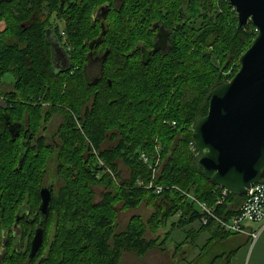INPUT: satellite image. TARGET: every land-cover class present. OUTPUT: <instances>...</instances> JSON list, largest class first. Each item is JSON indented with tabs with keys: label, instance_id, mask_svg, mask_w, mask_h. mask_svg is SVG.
<instances>
[{
	"label": "trees",
	"instance_id": "1",
	"mask_svg": "<svg viewBox=\"0 0 264 264\" xmlns=\"http://www.w3.org/2000/svg\"><path fill=\"white\" fill-rule=\"evenodd\" d=\"M59 5L60 0H0V79L10 75L14 89L5 93L0 83V250L5 241L6 255L4 233L10 236L17 211L26 206L33 214L45 187L51 191L46 239L32 264L39 258L37 264H118L127 251L153 250L159 240H146L147 228L156 233L168 224L171 232L189 228L186 240L204 232L211 233L209 240L235 236L212 222L201 226L186 195L223 218L246 199L228 194L215 206L220 190L198 170L191 145L211 88L237 72L223 76L239 68L256 35L253 25L237 28V18L228 17L234 9L228 0H74L61 11ZM104 6L105 17L94 21ZM54 14L64 22L63 31L50 23ZM155 24L169 31L170 49L143 65L141 49H152ZM48 33L69 57L65 72L54 67ZM89 54L101 58L94 84L84 72ZM22 122L37 137L34 146L14 133ZM49 123L56 127V148L39 135ZM156 149L160 163L153 176L139 156L155 159ZM154 187L162 191L156 194ZM142 204L150 210L146 222L132 217L118 231L117 206L134 210ZM9 261L17 264L15 257Z\"/></svg>",
	"mask_w": 264,
	"mask_h": 264
},
{
	"label": "water",
	"instance_id": "2",
	"mask_svg": "<svg viewBox=\"0 0 264 264\" xmlns=\"http://www.w3.org/2000/svg\"><path fill=\"white\" fill-rule=\"evenodd\" d=\"M122 3L123 0H116ZM237 14V28L251 23L256 35L250 47L239 58V71L229 81L213 86L209 92L206 116L192 127V145L198 155L196 166L213 186L230 194L246 198L250 189L264 181V0H228ZM64 0H60L59 9ZM108 7L97 10L94 21L104 18ZM157 32L151 50L141 49V63L146 65L150 56L166 54L169 31L155 25ZM52 61L56 71L65 72L70 60L51 33ZM107 57V52L102 60ZM110 84V83H109ZM22 159L17 169H20ZM37 214L46 218L51 202L49 188L39 191ZM40 226V224H39ZM43 241V230H35L29 259H32ZM4 241L0 250V264L5 255Z\"/></svg>",
	"mask_w": 264,
	"mask_h": 264
},
{
	"label": "rangeland",
	"instance_id": "3",
	"mask_svg": "<svg viewBox=\"0 0 264 264\" xmlns=\"http://www.w3.org/2000/svg\"><path fill=\"white\" fill-rule=\"evenodd\" d=\"M228 17L231 20H235L237 18L236 11L234 9H230L228 11ZM50 23L52 25H58L63 31L64 22L58 21L55 14L51 17ZM3 26H5V24L3 25V23H1L0 31L3 30ZM250 32H252V34L255 32L256 34V29L254 28V26ZM212 60L213 62H215V65L218 66V63L214 60V57L212 58ZM239 68L233 67L232 69L224 72L223 76L225 78L232 76L236 70L237 72L239 71ZM237 72L233 75V77L237 74ZM12 82L13 80L10 75H5L0 79L3 92L7 93L14 91ZM29 102L31 101L29 100ZM118 166L119 169L125 173L124 176H126V168H124L120 162L118 163ZM94 191L96 192V200H99L98 197L101 193V189L96 188L94 189ZM149 214L150 210H148L144 204L138 206L134 210L125 209L119 205L117 206L115 216V224H117L118 228L117 230L124 231L128 224L131 222L132 217H141L143 222H146ZM168 225L167 227L158 229L156 233H153L152 228L148 227L144 238L146 240L158 239V245L153 250L147 252L145 255H137L132 251H127L123 253L118 264H230V262L226 258H228L227 256L231 254V252L236 253L238 250L244 247L248 249V252H250L252 250V247L254 246L253 245L251 247L250 243L248 245L242 244L238 240H235V237H228L225 241H220L215 238L209 240L211 236L208 232L202 233L195 241H192L191 239L186 240V233L189 228H184L183 230H173L171 232L169 231L170 227ZM192 228L198 229V222H194ZM157 236L159 237L156 238ZM165 237L167 239L165 241V244L163 245L161 244V242L165 239ZM14 263L15 261H9V264Z\"/></svg>",
	"mask_w": 264,
	"mask_h": 264
},
{
	"label": "flooded vegetation",
	"instance_id": "4",
	"mask_svg": "<svg viewBox=\"0 0 264 264\" xmlns=\"http://www.w3.org/2000/svg\"><path fill=\"white\" fill-rule=\"evenodd\" d=\"M74 0H64V6H68L72 3ZM159 25V24H155ZM154 25V26H155ZM160 26V25H159ZM157 32V29H155V34ZM154 34V36H155ZM154 38V37H153ZM153 48V47H152ZM151 50V49H150ZM86 65L84 67V72L86 74V78L89 84L97 83V77L95 76V72L98 70L101 58L100 56H94L89 54L87 57ZM16 129L14 130L16 135H20L22 137V142H30L31 145H35L37 141V137L30 131L26 125V123H18L16 124ZM56 133V127L52 125V123H49L45 129L40 130L39 135L45 139L46 145H51L53 147H57V140L55 138ZM24 138H28V140H24ZM51 175V173H50ZM39 208V204L37 206V210L30 214L29 208L27 209L26 206L21 207L16 215L15 220L13 223L12 228H10V236L8 237L7 233H4V239L7 241V247H6V255L3 259V263L5 264L9 259H12V257H15L17 264H32L31 261L36 260V256L38 255L39 251L41 250L42 246H44V242L46 239V218L40 216L37 214ZM40 224V226H39ZM25 225V226H23ZM40 228L43 230V241L41 244V247L37 251L36 255L29 259V253L31 250V241L33 239L35 230L37 228ZM45 234V235H44ZM11 237V238H10ZM8 238V239H7ZM5 243V241H4ZM11 247L9 248V246ZM9 250V251H8ZM35 258V259H34ZM40 261V258L37 259L35 264H37Z\"/></svg>",
	"mask_w": 264,
	"mask_h": 264
},
{
	"label": "built area",
	"instance_id": "5",
	"mask_svg": "<svg viewBox=\"0 0 264 264\" xmlns=\"http://www.w3.org/2000/svg\"><path fill=\"white\" fill-rule=\"evenodd\" d=\"M172 125H174V123H172ZM191 147H193V145H191ZM139 159L144 165L148 166V168L152 171L153 176H155L160 163L158 149H156L155 159H150L144 153L140 154ZM146 188H153L152 183H150ZM218 189L220 191L219 196L216 199L215 206L221 205L223 199L226 198L228 194H230L224 189ZM154 191L156 194H159L162 191V188L154 187ZM186 197L194 204L199 214L201 215L199 220V224L201 226L206 227L209 225L210 222H212V225L214 227L218 228L225 234L244 235L248 237L251 244L255 243L258 236V232L253 231L250 226L256 223L264 222L263 182L254 185L250 189L241 207L236 211L235 214L228 218H223V216L217 215L214 211V208L207 206L205 203L197 201L194 197L190 195H186Z\"/></svg>",
	"mask_w": 264,
	"mask_h": 264
},
{
	"label": "crops",
	"instance_id": "6",
	"mask_svg": "<svg viewBox=\"0 0 264 264\" xmlns=\"http://www.w3.org/2000/svg\"><path fill=\"white\" fill-rule=\"evenodd\" d=\"M253 231L258 232L255 243L251 244L249 239L242 235H235V240L242 244L248 245L250 243L252 250L248 252L247 248H242L234 253L228 261L230 264H264V222L256 223L250 226ZM211 234V233H210ZM240 239V240H239ZM246 260V261H245Z\"/></svg>",
	"mask_w": 264,
	"mask_h": 264
},
{
	"label": "bare ground",
	"instance_id": "7",
	"mask_svg": "<svg viewBox=\"0 0 264 264\" xmlns=\"http://www.w3.org/2000/svg\"><path fill=\"white\" fill-rule=\"evenodd\" d=\"M218 188V187H217Z\"/></svg>",
	"mask_w": 264,
	"mask_h": 264
}]
</instances>
